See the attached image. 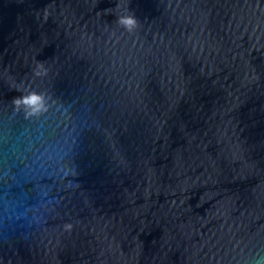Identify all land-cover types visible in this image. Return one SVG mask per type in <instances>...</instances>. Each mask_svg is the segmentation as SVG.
<instances>
[{
  "label": "water",
  "instance_id": "1",
  "mask_svg": "<svg viewBox=\"0 0 264 264\" xmlns=\"http://www.w3.org/2000/svg\"><path fill=\"white\" fill-rule=\"evenodd\" d=\"M262 257L264 0H0V264Z\"/></svg>",
  "mask_w": 264,
  "mask_h": 264
},
{
  "label": "clouds",
  "instance_id": "2",
  "mask_svg": "<svg viewBox=\"0 0 264 264\" xmlns=\"http://www.w3.org/2000/svg\"><path fill=\"white\" fill-rule=\"evenodd\" d=\"M117 23L125 27L129 32L138 26V20L134 15L120 16L117 18ZM36 75H41V73L37 72ZM13 103L17 107L24 106L29 115H35L47 110L44 94L37 91H29L27 94L14 97ZM261 261H264V257L261 258ZM261 261H257V264H261Z\"/></svg>",
  "mask_w": 264,
  "mask_h": 264
}]
</instances>
